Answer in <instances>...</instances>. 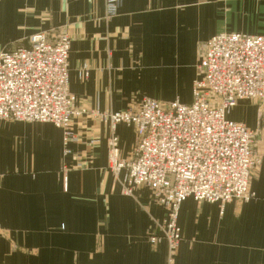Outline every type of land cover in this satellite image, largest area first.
Here are the masks:
<instances>
[{"label": "crops", "instance_id": "obj_1", "mask_svg": "<svg viewBox=\"0 0 264 264\" xmlns=\"http://www.w3.org/2000/svg\"><path fill=\"white\" fill-rule=\"evenodd\" d=\"M39 32L69 36L77 108L190 104L204 44L220 32L264 36V0H0V52ZM228 119L258 135L256 198L222 211L187 198L173 264H264V102L240 101ZM70 128L64 146L51 124L0 121V264H166L165 242L149 243L165 211L145 187L122 194L108 169L109 123L83 115ZM113 133L128 158L135 130Z\"/></svg>", "mask_w": 264, "mask_h": 264}, {"label": "built area", "instance_id": "obj_2", "mask_svg": "<svg viewBox=\"0 0 264 264\" xmlns=\"http://www.w3.org/2000/svg\"><path fill=\"white\" fill-rule=\"evenodd\" d=\"M69 47L67 34L39 32L26 45L0 52V121L51 124L62 130L64 146L75 139L74 117L109 123L108 169L123 195L145 187L164 209L149 243L165 242L166 264H173L181 242L179 208L187 198L217 204L221 211L229 202L256 198L249 186L261 164L253 148L255 132L228 115L240 101L264 102V36H212L200 55L190 104L175 99L163 105L143 97L135 109L115 113L76 107L68 90ZM119 124L131 126L137 137L126 159L113 133Z\"/></svg>", "mask_w": 264, "mask_h": 264}, {"label": "water", "instance_id": "obj_3", "mask_svg": "<svg viewBox=\"0 0 264 264\" xmlns=\"http://www.w3.org/2000/svg\"><path fill=\"white\" fill-rule=\"evenodd\" d=\"M257 137H258V135H257V133H255V139H254L253 148H254L255 142L257 141Z\"/></svg>", "mask_w": 264, "mask_h": 264}]
</instances>
